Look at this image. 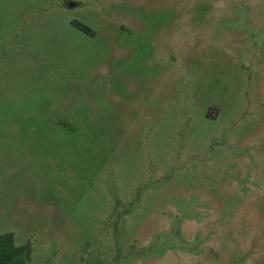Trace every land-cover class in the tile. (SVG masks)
Wrapping results in <instances>:
<instances>
[{
	"label": "rangeland",
	"instance_id": "1",
	"mask_svg": "<svg viewBox=\"0 0 264 264\" xmlns=\"http://www.w3.org/2000/svg\"><path fill=\"white\" fill-rule=\"evenodd\" d=\"M7 232L28 264H264V0H0Z\"/></svg>",
	"mask_w": 264,
	"mask_h": 264
},
{
	"label": "trees",
	"instance_id": "2",
	"mask_svg": "<svg viewBox=\"0 0 264 264\" xmlns=\"http://www.w3.org/2000/svg\"><path fill=\"white\" fill-rule=\"evenodd\" d=\"M84 32H89L88 28L79 23H72ZM30 255V245L28 241L22 244H14L11 233H0V262L2 264H28Z\"/></svg>",
	"mask_w": 264,
	"mask_h": 264
},
{
	"label": "water",
	"instance_id": "3",
	"mask_svg": "<svg viewBox=\"0 0 264 264\" xmlns=\"http://www.w3.org/2000/svg\"><path fill=\"white\" fill-rule=\"evenodd\" d=\"M0 264H2V263L0 262Z\"/></svg>",
	"mask_w": 264,
	"mask_h": 264
}]
</instances>
